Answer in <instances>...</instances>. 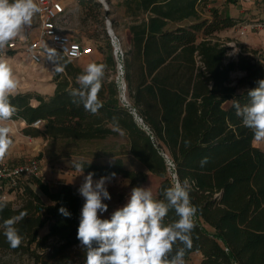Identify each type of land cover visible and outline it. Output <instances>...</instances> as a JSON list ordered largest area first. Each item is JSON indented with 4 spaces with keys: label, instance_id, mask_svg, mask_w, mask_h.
Instances as JSON below:
<instances>
[{
    "label": "trees",
    "instance_id": "16d2710c",
    "mask_svg": "<svg viewBox=\"0 0 264 264\" xmlns=\"http://www.w3.org/2000/svg\"><path fill=\"white\" fill-rule=\"evenodd\" d=\"M208 2L125 0L133 15L130 44L120 60L127 104L119 98L116 62L106 40L97 46L103 58L93 61L107 66L99 92L103 106L96 114L72 102L70 92L78 87L76 77L83 68L58 51L52 58L63 70L53 75V93H16L11 98L17 109L13 118L25 122L24 134L45 138L93 140L121 132L146 170L126 167L119 155L106 163L74 162H83L84 172L97 178L121 175L132 188L154 174L160 177L157 199L163 198L174 170L181 180L189 179L191 202L198 210L185 257L200 252L198 264H264V150L252 144L253 133L234 107L249 103L248 90L264 79V52L242 46L235 57L227 56L228 47L212 35L237 20L216 8H209L210 17H202L196 5ZM188 18L192 21L184 22ZM104 37L108 39L105 32ZM234 72L240 74L232 77ZM36 120L44 121L42 127L32 125ZM163 153L174 167H168ZM205 157L208 162L201 167ZM32 178L47 201L27 184L16 204L6 201L0 183V201L7 205L0 223L26 213L16 225L21 244L12 248L0 229V249L26 255L29 264H85L86 249L77 239L85 201L78 188L67 182L52 187L39 176ZM60 207L70 218L59 213ZM175 218L169 212L167 219Z\"/></svg>",
    "mask_w": 264,
    "mask_h": 264
},
{
    "label": "clouds",
    "instance_id": "9594fccd",
    "mask_svg": "<svg viewBox=\"0 0 264 264\" xmlns=\"http://www.w3.org/2000/svg\"><path fill=\"white\" fill-rule=\"evenodd\" d=\"M42 9L36 0H0V160H3L13 145L12 118L17 112L11 98L17 93L19 81L6 55L9 43L21 38L32 26L33 18ZM106 65L89 63L76 77L78 87L70 92L74 104L83 105L85 111L96 114L103 106L99 99L106 72ZM57 67V71H62ZM249 103L234 104L236 115L242 125L253 133L256 142H264V79L257 81V87L248 90ZM186 145L190 141L185 142ZM208 162L205 157L201 167ZM83 162H74L73 168L79 175L84 172ZM174 167V166H173ZM89 172L78 188L84 199L81 209L77 239L86 249L85 264H185V252L191 249L195 230L197 207L190 198L191 183L181 180L171 170L170 186L164 189L163 198L153 196L150 188L133 187L127 202L117 208L110 218L102 219L108 211L105 200H111L107 184L116 173L94 180ZM0 201V212L6 207ZM169 212L175 219L168 220ZM59 213L65 217L71 213L64 207ZM26 213L4 219L0 229L9 245L16 248L22 237L16 228ZM97 245L93 247V243Z\"/></svg>",
    "mask_w": 264,
    "mask_h": 264
},
{
    "label": "rangeland",
    "instance_id": "374dc122",
    "mask_svg": "<svg viewBox=\"0 0 264 264\" xmlns=\"http://www.w3.org/2000/svg\"><path fill=\"white\" fill-rule=\"evenodd\" d=\"M65 4L67 5V18L63 22L64 33L71 35L76 40H82L84 43L93 47V53L79 59H73L72 61L75 64L82 68L86 67L87 64L93 63L96 54L102 59L103 54L97 49V46H103L106 40L110 42L116 62L112 40L106 29L107 24L112 28L116 36V43L122 52L128 49L130 44L129 26L133 20V15L125 10L123 0H104L105 7L96 0H65ZM210 7L216 8L222 16L226 14L237 16L238 23L232 26L233 28L229 27L218 30L212 35L214 39L223 42L228 47L227 56L232 57L242 46L258 48L264 52V2L209 0L207 5L200 4L198 7L202 17H210ZM138 16L141 17L142 14H138ZM242 26H245V34H239V29ZM38 27L39 18L36 14L33 18L32 26L26 30L33 36ZM104 32L108 35V39L104 37ZM47 51L50 57L45 58L44 61L38 64L29 61V58L22 53V47L10 51L7 55L12 67L13 64L20 61L24 65L17 70L13 67L16 78L19 83H22V86L18 87L17 93L31 92L48 95V88H50L53 75L57 70L52 53L58 52V50L53 46H48ZM118 59L120 62V55H118ZM116 66L117 62L115 64ZM239 74V72H234L232 77H236ZM114 79L117 80V70L114 72ZM31 102L35 103L36 101L35 99H31ZM18 121L19 119L12 118L10 126L12 128L13 145L6 157L0 160V167H10L33 159L40 166L36 176H39L52 187L60 182H67L75 185L77 188L80 187L84 176L87 174L83 172L82 175H79L72 168L74 161L78 159L106 163L111 162L115 155H119L126 167L135 170H146L145 166L129 152L128 138L121 132L117 136H108L103 139L93 140L45 138L41 135L30 136L24 134L23 127L26 124L21 128L15 127ZM32 177L33 174L22 175L13 184L1 179L0 183L3 188L1 198L16 204L23 186L27 184L38 192V194H41L42 198L47 201L46 197L33 183ZM93 179L98 180L99 178L93 177ZM159 182L160 177L148 173L147 179L141 187L150 188L153 196L156 198V190ZM107 189L111 195V200L104 201V203L108 204V211L101 214L102 219L110 218L111 214L117 208L122 207L127 202L132 187L127 178L116 175L107 184ZM206 228L208 230L211 229L208 226ZM47 229L48 225L40 230V234L46 232ZM201 257L202 254L200 252L191 253L184 258L185 264H198ZM29 262L26 255L12 254L0 249V264H29Z\"/></svg>",
    "mask_w": 264,
    "mask_h": 264
},
{
    "label": "built area",
    "instance_id": "2783aa9c",
    "mask_svg": "<svg viewBox=\"0 0 264 264\" xmlns=\"http://www.w3.org/2000/svg\"><path fill=\"white\" fill-rule=\"evenodd\" d=\"M96 1L101 3L105 7V4L102 0ZM237 1L264 2V0ZM36 2L42 9V11L37 14L39 18V27L36 33L32 36L27 30H25V33L21 38L15 39L9 43L6 49V55H8L10 51L22 47L28 55L29 60L32 63L38 64L44 61L45 58L50 57V54L47 51L48 46H53L70 60L79 59L93 53V47L91 45L84 43L82 40H76L71 35L64 33L63 22L67 18V5L65 4V0H36ZM239 34H245V26H242V28L239 29ZM236 54L232 57H235ZM114 55L116 57V62L118 61L117 55H120L122 58L123 52L120 47L117 50L114 49ZM116 70L117 81L119 82V85L121 87L120 80L122 81L123 77L122 64L121 66H118L117 64ZM120 99L123 103H128V100L125 98V95L121 92V90ZM43 122L44 121L42 120H36L32 123V125L39 127L43 125ZM163 156L166 160L168 167H173V163L168 157V155L166 153H163ZM39 169L40 166L38 162L33 159L10 167L1 166L0 181L1 179H3L7 183L13 184L15 183V180L21 177L22 175H36Z\"/></svg>",
    "mask_w": 264,
    "mask_h": 264
},
{
    "label": "crops",
    "instance_id": "0c3cea01",
    "mask_svg": "<svg viewBox=\"0 0 264 264\" xmlns=\"http://www.w3.org/2000/svg\"><path fill=\"white\" fill-rule=\"evenodd\" d=\"M124 2H125V0H123ZM125 6V5H124ZM200 5L199 4H197L196 5V8H197V10L199 11V7ZM211 8V7H210ZM125 10H126V8H125ZM130 14V13H129ZM227 15V14H226ZM229 16H231V17H233V18H235L236 20H237V23H238V19H237V16H234V15H232V14H230ZM192 21V18H188V19H185L184 20V22H186V23H189V22H191ZM132 23V22H131ZM236 23V24H237ZM235 24V25H236ZM234 25V26H235ZM233 28V27H232ZM246 47H249V46H246ZM249 48H251V47H249ZM23 54H25L26 56H27V58H28V55L26 54V52L23 50V52H22ZM23 59H24V57H23ZM97 59H100L99 58V56L96 54L95 55V58H94V60H97ZM19 60H21L20 58H19ZM93 60V61H94ZM30 61V60H29ZM31 62V61H30ZM24 65L22 64V62L20 61V62H18V63H15V64H13V67L17 70V69H20L21 67H23ZM20 67V68H19ZM85 67H83V69H84ZM20 86H22V83H19V87ZM22 89H24V88H22ZM26 89V88H25ZM49 90H48V95H50V94H52L53 93V90H54V83L52 82V83H50V88H48ZM23 125H25V122L23 121V120H21V119H19V121H18V123H16L15 124V127H19V128H21V127H23ZM252 144L254 145V146H257V147H259V148H261L262 150H264V142H256V141H254V139L252 140ZM38 193V192H37ZM41 195V194H40Z\"/></svg>",
    "mask_w": 264,
    "mask_h": 264
},
{
    "label": "water",
    "instance_id": "95a60500",
    "mask_svg": "<svg viewBox=\"0 0 264 264\" xmlns=\"http://www.w3.org/2000/svg\"><path fill=\"white\" fill-rule=\"evenodd\" d=\"M106 29H107L108 35L110 36V38L112 40V44H113L114 49L117 50L119 48V46H116V42H117L116 41V36H115V34H114V32H113V30H112V28L110 27L109 24H107V28ZM117 64H118V66H121L122 63H121V61L120 62L117 61ZM125 88H126V83H125L124 78L122 77V81H121V92L122 93H124ZM135 118H137V120H140V118H138L136 114H135Z\"/></svg>",
    "mask_w": 264,
    "mask_h": 264
},
{
    "label": "bare ground",
    "instance_id": "6f19581e",
    "mask_svg": "<svg viewBox=\"0 0 264 264\" xmlns=\"http://www.w3.org/2000/svg\"><path fill=\"white\" fill-rule=\"evenodd\" d=\"M103 2H104V0H102ZM116 46H118V44L116 43ZM118 56V55H117ZM118 61H119V59H118ZM120 83H121V80H120Z\"/></svg>",
    "mask_w": 264,
    "mask_h": 264
}]
</instances>
